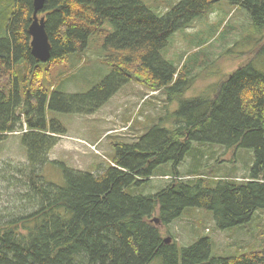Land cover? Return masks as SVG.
I'll use <instances>...</instances> for the list:
<instances>
[{
    "label": "trees",
    "instance_id": "16d2710c",
    "mask_svg": "<svg viewBox=\"0 0 264 264\" xmlns=\"http://www.w3.org/2000/svg\"><path fill=\"white\" fill-rule=\"evenodd\" d=\"M222 1L245 9L252 26L264 33V0H181L164 16L142 0H46L41 15L52 58L40 63L31 54L28 34L34 0H16L7 37L0 39V141L21 134L28 160L0 170V264H264V243L245 254L216 257L209 237L179 248L166 244L153 222L157 214L169 227L195 209L210 212L216 227L228 231L264 211V74L248 61L213 95L187 99L194 83L164 55L174 34ZM95 40L112 72L88 92H60L58 85L70 74L56 86L52 67L69 64ZM134 81L165 92L180 108L137 142L115 143L103 173L60 164L66 185L46 181L50 153L67 134L49 114L94 115ZM194 143L253 150L249 177L194 171L183 179L180 167ZM215 154L199 150L192 164L201 168ZM167 164L173 170L163 176L173 179L164 189L135 194Z\"/></svg>",
    "mask_w": 264,
    "mask_h": 264
},
{
    "label": "rangeland",
    "instance_id": "374dc122",
    "mask_svg": "<svg viewBox=\"0 0 264 264\" xmlns=\"http://www.w3.org/2000/svg\"><path fill=\"white\" fill-rule=\"evenodd\" d=\"M142 1L152 11L164 16L170 5H177L181 0ZM15 8L16 0H0V39L7 37V26ZM99 41L97 39L98 45ZM100 53L95 40L87 52L73 56L69 64L52 67L57 76L56 86L59 78L64 80L67 73L70 74V79L60 82L58 90L69 94L85 93L102 83L112 69L102 63L103 54ZM164 55L194 83L185 96L187 99L211 96L229 74L248 61H253L255 68L264 74V33L260 35L252 26L245 9L222 1L208 16L195 20L189 28L174 34ZM179 108L180 103L170 101L165 92L152 91L134 81L123 87L94 115L50 113L49 119L60 121L67 134L61 136L59 144L50 153V163L44 168L46 181L59 187L66 185L64 168L60 164L79 171L103 173L111 165L115 143L137 142L154 124ZM162 125L170 127L171 123L163 121ZM199 150L216 152L214 158L207 156L204 159L201 168L192 164ZM27 160L21 134H9L0 141V170L9 164L22 166ZM254 161L253 150L194 143L180 172L183 179H187L186 173L198 171L219 177L231 175L242 180L249 177ZM172 170L171 164L161 166L147 184L135 188V194H155L164 189L173 178L167 179L163 175L171 174ZM12 189L14 192L15 188ZM156 217L159 218L157 214ZM160 229L164 239H172L171 244L179 248H188L199 238L209 237L213 243V255L229 257L245 254L264 243V211H258L254 220L244 227L222 231L216 227L210 212L188 209L169 227ZM153 264H161V261Z\"/></svg>",
    "mask_w": 264,
    "mask_h": 264
},
{
    "label": "water",
    "instance_id": "95a60500",
    "mask_svg": "<svg viewBox=\"0 0 264 264\" xmlns=\"http://www.w3.org/2000/svg\"><path fill=\"white\" fill-rule=\"evenodd\" d=\"M46 0H34V13L32 23L29 26L28 34L31 38L30 48L32 56L40 63L50 62L52 56V44L46 29V18L40 17L41 12L45 8ZM153 222L162 227L160 218H154ZM172 239H166V244H171Z\"/></svg>",
    "mask_w": 264,
    "mask_h": 264
},
{
    "label": "built area",
    "instance_id": "2783aa9c",
    "mask_svg": "<svg viewBox=\"0 0 264 264\" xmlns=\"http://www.w3.org/2000/svg\"><path fill=\"white\" fill-rule=\"evenodd\" d=\"M167 179H168V177H167Z\"/></svg>",
    "mask_w": 264,
    "mask_h": 264
}]
</instances>
